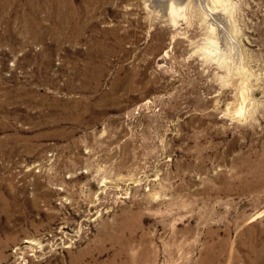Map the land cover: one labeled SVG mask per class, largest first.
<instances>
[{
	"label": "rangeland",
	"instance_id": "obj_1",
	"mask_svg": "<svg viewBox=\"0 0 264 264\" xmlns=\"http://www.w3.org/2000/svg\"><path fill=\"white\" fill-rule=\"evenodd\" d=\"M0 264H264V0H0Z\"/></svg>",
	"mask_w": 264,
	"mask_h": 264
},
{
	"label": "bare ground",
	"instance_id": "obj_2",
	"mask_svg": "<svg viewBox=\"0 0 264 264\" xmlns=\"http://www.w3.org/2000/svg\"><path fill=\"white\" fill-rule=\"evenodd\" d=\"M215 4V3H214ZM186 5L184 4L183 6H181V9L184 8ZM179 10L178 8V4H176L175 2H172L170 3V7H169V11L170 14H172L173 12H177ZM174 17V15H173ZM171 19V18H170ZM208 29V28H207ZM215 29V28H214ZM210 34V33H209ZM211 40V39H210ZM210 48V47H209Z\"/></svg>",
	"mask_w": 264,
	"mask_h": 264
}]
</instances>
